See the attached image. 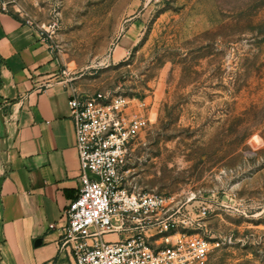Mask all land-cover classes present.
<instances>
[{
    "label": "rangeland",
    "instance_id": "rangeland-1",
    "mask_svg": "<svg viewBox=\"0 0 264 264\" xmlns=\"http://www.w3.org/2000/svg\"><path fill=\"white\" fill-rule=\"evenodd\" d=\"M3 2L50 30L80 94L147 102L138 185L211 206L203 232L225 244L207 264H264V0Z\"/></svg>",
    "mask_w": 264,
    "mask_h": 264
},
{
    "label": "crops",
    "instance_id": "crops-1",
    "mask_svg": "<svg viewBox=\"0 0 264 264\" xmlns=\"http://www.w3.org/2000/svg\"><path fill=\"white\" fill-rule=\"evenodd\" d=\"M29 21L0 8V263L74 264L59 238L81 188L69 104L75 87Z\"/></svg>",
    "mask_w": 264,
    "mask_h": 264
},
{
    "label": "built area",
    "instance_id": "built-area-1",
    "mask_svg": "<svg viewBox=\"0 0 264 264\" xmlns=\"http://www.w3.org/2000/svg\"><path fill=\"white\" fill-rule=\"evenodd\" d=\"M0 8L8 10L5 2ZM69 104L81 188L64 211L60 249L74 264H207L212 249L225 244L203 232L211 206L194 213L175 196L138 185L134 152L151 123L147 102L75 89ZM111 233L117 237L106 240Z\"/></svg>",
    "mask_w": 264,
    "mask_h": 264
},
{
    "label": "water",
    "instance_id": "water-1",
    "mask_svg": "<svg viewBox=\"0 0 264 264\" xmlns=\"http://www.w3.org/2000/svg\"><path fill=\"white\" fill-rule=\"evenodd\" d=\"M3 119V118H2Z\"/></svg>",
    "mask_w": 264,
    "mask_h": 264
}]
</instances>
